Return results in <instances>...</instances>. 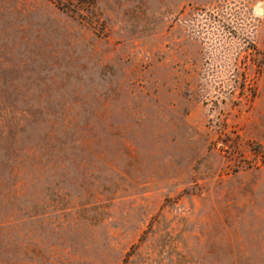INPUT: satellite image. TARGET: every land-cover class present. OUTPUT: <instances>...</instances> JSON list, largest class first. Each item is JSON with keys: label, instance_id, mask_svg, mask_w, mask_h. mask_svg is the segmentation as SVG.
Instances as JSON below:
<instances>
[{"label": "rangeland", "instance_id": "rangeland-1", "mask_svg": "<svg viewBox=\"0 0 264 264\" xmlns=\"http://www.w3.org/2000/svg\"><path fill=\"white\" fill-rule=\"evenodd\" d=\"M0 0V264H264V0Z\"/></svg>", "mask_w": 264, "mask_h": 264}, {"label": "trees", "instance_id": "trees-1", "mask_svg": "<svg viewBox=\"0 0 264 264\" xmlns=\"http://www.w3.org/2000/svg\"><path fill=\"white\" fill-rule=\"evenodd\" d=\"M53 1H56V0H53ZM70 1H71L70 4H72V7H73L71 10H72L73 12L77 11V9H79V7H80L81 5H79L78 8H77V7L73 4L72 0H70ZM80 1H83L82 3H87V2L89 3V2H90V0H80Z\"/></svg>", "mask_w": 264, "mask_h": 264}]
</instances>
